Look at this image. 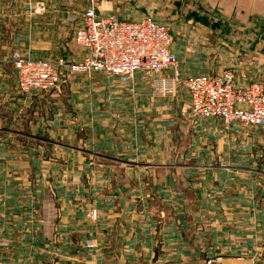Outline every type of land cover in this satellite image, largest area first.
I'll use <instances>...</instances> for the list:
<instances>
[{
  "label": "crops",
  "instance_id": "1",
  "mask_svg": "<svg viewBox=\"0 0 264 264\" xmlns=\"http://www.w3.org/2000/svg\"><path fill=\"white\" fill-rule=\"evenodd\" d=\"M94 1L102 13L126 19L150 14L165 23L177 35L170 48L182 75L231 69L236 84L264 85V0ZM71 2L0 0V262L264 264L262 168L240 170V186L216 187L208 194H223L229 201L209 202L191 182L167 188L161 186L166 181L157 180L153 186L146 175L157 171L140 177L125 166L116 153L133 154L134 142H104L111 129L92 116L96 110L91 122L83 118L84 141L40 142L41 107L61 109L62 102L50 103L49 91H20L11 56L79 60L83 51L76 45L68 52L56 41L40 39L60 34V17L66 23L64 13L70 14L57 4L66 9ZM47 46L61 47L62 53L53 55ZM181 68L191 71L184 74ZM152 79L146 90L155 97ZM144 80L136 75L133 84L142 87ZM82 95L72 94L71 105H85L75 99ZM45 121L55 123L49 116ZM64 131L78 138L76 125ZM92 132L97 142H86ZM171 174L164 172L174 184ZM93 207L96 220L87 216ZM213 211V219H201L199 212Z\"/></svg>",
  "mask_w": 264,
  "mask_h": 264
},
{
  "label": "rangeland",
  "instance_id": "2",
  "mask_svg": "<svg viewBox=\"0 0 264 264\" xmlns=\"http://www.w3.org/2000/svg\"><path fill=\"white\" fill-rule=\"evenodd\" d=\"M87 2L72 0L66 9H63L64 4H57L61 11L69 9L70 17L67 18L68 13H64L66 20L68 19L64 23L61 15L60 34L43 35L40 39L56 41V45H64L66 51H73L75 47L73 31L80 21L83 10L89 5ZM57 20L55 19V24ZM170 33L174 42L177 35ZM47 48L46 51L53 55L62 53L61 47ZM50 60H55V57L51 56ZM186 71L191 70L182 69L184 74ZM136 75L145 79L142 87L134 86ZM154 75L152 71L142 69L129 79L93 71L65 76L62 83L48 93L52 97L49 102L61 101L62 108L41 107L40 142H73L75 139L76 142H82L84 135L81 129L87 125L83 118L89 116L91 122L92 116L98 115L104 119L103 125L111 129L110 137H105L104 142H134L133 154L130 152L131 155L128 156L122 151L116 153L124 158V162L128 164L125 166L131 165L130 167L134 168L140 177L144 176V171H157L146 175L145 180H153V186L157 185V180L166 181V185L162 183L161 186L167 188H175L176 184L181 188V184L185 183L186 186L187 182H191L194 188L198 187L200 190L201 198L209 199V202H214V198L229 201L226 195L208 194L216 187L240 186L241 177H237L240 170L255 171L258 168L264 170V131L236 122L227 124L218 118H198L191 113L188 94L182 83L178 84V91L173 99H166L161 95L151 96L146 90V85L148 86ZM74 93L83 94L81 98L75 99L81 103L86 102L85 105L79 103L71 105L70 99ZM47 116L55 123L47 124L45 121ZM79 119L82 123L81 128L78 124ZM69 124L76 125L78 138L71 137V134L64 131ZM88 137L89 140L86 142H91L90 138L92 142H97L94 132ZM80 139L82 140L79 141ZM176 170H179L180 174H171ZM164 172H169L175 178L174 184L165 178ZM175 193L176 191L172 195L168 194V197L171 198ZM92 210L96 212L94 218L91 217ZM152 213L153 218H158L157 214H160L156 210ZM199 214L202 220H210L215 216L214 211ZM87 216L91 220H96L97 209L91 208Z\"/></svg>",
  "mask_w": 264,
  "mask_h": 264
},
{
  "label": "built area",
  "instance_id": "3",
  "mask_svg": "<svg viewBox=\"0 0 264 264\" xmlns=\"http://www.w3.org/2000/svg\"><path fill=\"white\" fill-rule=\"evenodd\" d=\"M73 40L83 51L77 61L13 52L11 62L17 88L22 92H46L57 88L64 76L72 73L93 71L129 79L146 69L155 74V95L175 96L178 84L182 83L189 95L191 113L198 118H218L227 124L236 122L264 131V85L236 84L231 69L182 75L170 48V30L153 16L121 18L115 13H102L91 0L74 29ZM95 215L92 210L91 217Z\"/></svg>",
  "mask_w": 264,
  "mask_h": 264
}]
</instances>
